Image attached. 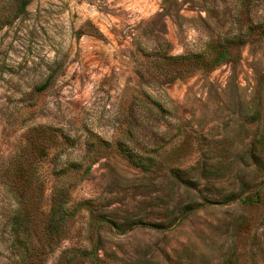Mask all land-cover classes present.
Instances as JSON below:
<instances>
[{
	"label": "rangeland",
	"instance_id": "rangeland-1",
	"mask_svg": "<svg viewBox=\"0 0 264 264\" xmlns=\"http://www.w3.org/2000/svg\"><path fill=\"white\" fill-rule=\"evenodd\" d=\"M258 24L264 0H0V264H264Z\"/></svg>",
	"mask_w": 264,
	"mask_h": 264
},
{
	"label": "trees",
	"instance_id": "trees-1",
	"mask_svg": "<svg viewBox=\"0 0 264 264\" xmlns=\"http://www.w3.org/2000/svg\"><path fill=\"white\" fill-rule=\"evenodd\" d=\"M255 28L257 29L260 37H264V26L263 24H258L257 26H255ZM255 28H252L253 30H255ZM232 41L228 42V43H231ZM226 56V50H222L220 52H218L216 55L214 56H210V57H207L205 58V54H198V55H195L193 56L194 58H196V60L199 62V61H202V63H206V64H211V66H216V65H219L223 59L225 58ZM205 58V59H204ZM258 145H259V148H262L264 147V136L261 135L260 137V140L258 141ZM127 157L135 163V160H133V157L132 155L130 154H127ZM262 195H261V190L258 189L256 190L253 194H250L249 196H246L244 197L243 199H241V204L244 205V206H257L259 205V203L261 202L262 200ZM58 210H55L54 209V214L57 213ZM55 220L54 216L52 215V222ZM18 226H20V224L18 222H16ZM19 230V228L17 229V231Z\"/></svg>",
	"mask_w": 264,
	"mask_h": 264
}]
</instances>
